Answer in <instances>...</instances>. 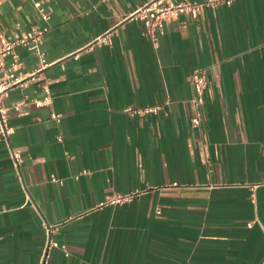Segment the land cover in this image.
<instances>
[{
	"label": "crops",
	"instance_id": "obj_1",
	"mask_svg": "<svg viewBox=\"0 0 264 264\" xmlns=\"http://www.w3.org/2000/svg\"><path fill=\"white\" fill-rule=\"evenodd\" d=\"M145 1L0 0V38L47 27L49 63L1 99L0 264H264V0L182 14L156 47ZM16 51L19 71L39 67ZM44 83L49 104L15 108Z\"/></svg>",
	"mask_w": 264,
	"mask_h": 264
},
{
	"label": "built area",
	"instance_id": "obj_2",
	"mask_svg": "<svg viewBox=\"0 0 264 264\" xmlns=\"http://www.w3.org/2000/svg\"><path fill=\"white\" fill-rule=\"evenodd\" d=\"M233 0H146L141 7L136 11L135 16L142 22L143 33L147 35L156 47L159 35L164 33L165 25L177 19L182 14H187L195 17L206 8H216L221 4L229 5ZM38 12L44 20L49 16L39 5ZM47 31V27L31 28L22 31L21 34L14 39L5 40L0 38V136L7 139L8 135L12 132V127L7 122L8 107L1 104V99L7 92L15 86H23L28 79H34L37 72H40L44 67L48 66L44 59L43 53L39 50V42ZM17 46H22L28 51H37L39 58V67L31 72L19 71L20 61L19 55L16 51ZM206 71L202 68H196L191 73V85L193 88V97L191 102L195 108L203 103V93L207 86ZM44 95L42 98L27 97L26 95L15 105V108L21 105H47L51 101V93L47 83L42 85ZM159 106L145 107V108H127V112L131 115L156 113ZM60 114L52 113L51 117L59 120ZM200 116L197 114L192 119V126L200 124ZM11 158L13 164L18 166L21 162V155L18 151L11 150ZM53 181H56L52 177ZM176 185V183H173ZM131 198V194H115L108 199V203H116L125 201ZM252 221L247 223L248 226L252 225ZM58 243L49 239L47 248L57 247ZM63 247V245H62ZM47 251V250H46ZM48 257V253L43 255V264Z\"/></svg>",
	"mask_w": 264,
	"mask_h": 264
}]
</instances>
